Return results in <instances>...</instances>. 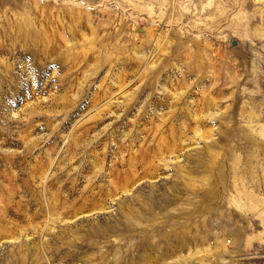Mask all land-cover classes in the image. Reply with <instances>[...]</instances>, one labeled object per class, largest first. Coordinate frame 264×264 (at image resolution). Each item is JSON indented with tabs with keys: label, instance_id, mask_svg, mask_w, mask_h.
<instances>
[{
	"label": "rangeland",
	"instance_id": "1",
	"mask_svg": "<svg viewBox=\"0 0 264 264\" xmlns=\"http://www.w3.org/2000/svg\"><path fill=\"white\" fill-rule=\"evenodd\" d=\"M0 264H264V0H0Z\"/></svg>",
	"mask_w": 264,
	"mask_h": 264
}]
</instances>
